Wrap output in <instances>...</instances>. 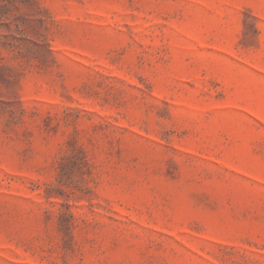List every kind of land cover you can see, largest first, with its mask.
Listing matches in <instances>:
<instances>
[{"label": "rangeland", "instance_id": "rangeland-1", "mask_svg": "<svg viewBox=\"0 0 264 264\" xmlns=\"http://www.w3.org/2000/svg\"><path fill=\"white\" fill-rule=\"evenodd\" d=\"M0 264H264V0H0Z\"/></svg>", "mask_w": 264, "mask_h": 264}]
</instances>
